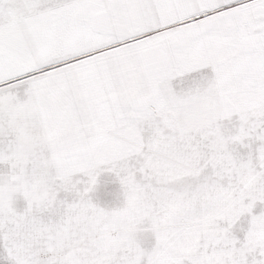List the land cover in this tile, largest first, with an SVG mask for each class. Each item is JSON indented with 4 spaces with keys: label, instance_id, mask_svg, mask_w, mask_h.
Wrapping results in <instances>:
<instances>
[{
    "label": "snow or ice",
    "instance_id": "obj_1",
    "mask_svg": "<svg viewBox=\"0 0 264 264\" xmlns=\"http://www.w3.org/2000/svg\"><path fill=\"white\" fill-rule=\"evenodd\" d=\"M0 264H264V0H0Z\"/></svg>",
    "mask_w": 264,
    "mask_h": 264
}]
</instances>
